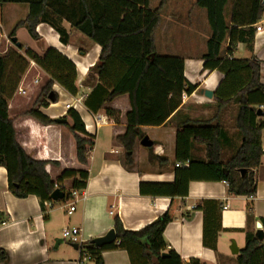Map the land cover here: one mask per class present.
Masks as SVG:
<instances>
[{"label": "trees", "instance_id": "obj_1", "mask_svg": "<svg viewBox=\"0 0 264 264\" xmlns=\"http://www.w3.org/2000/svg\"><path fill=\"white\" fill-rule=\"evenodd\" d=\"M166 1L161 0L157 8L151 9L150 0H0V7L11 3L27 4L29 7L25 19L9 33V39L16 36L19 26H24L30 36L38 40L40 35L37 28L44 23L59 34L64 44H68L70 33L64 25L68 23L72 30L101 46L100 58L90 72V77L98 81L86 105L97 113L116 97L129 95L132 109L126 115L128 125L125 133L118 136L128 165L133 164L137 139L144 136L141 126L164 124L180 108L183 94L192 93L198 87L185 77L184 58L160 55L156 51L154 35ZM229 2L196 0V4L206 10L211 30L207 50L201 58L203 69L218 71L224 76L214 91L213 99L218 113L233 102L238 106L235 126L243 138L240 147L227 161H223L222 142L227 137L222 124L187 121L180 126L176 160L180 165L188 162V166L177 168L172 183L140 184L142 195L170 197L169 208L139 230L125 229L120 218L116 217L113 228L117 235L115 242L103 247L89 248L87 244L81 247L82 251L92 255L97 264L103 261V251L115 248L126 250L131 264H207L193 257L184 261L170 248L164 237L167 225L176 217L179 198L188 196L190 182L226 181L230 194H256L254 170L261 165L264 153V118L258 115V110L264 106V75L262 61L253 52L257 24L264 18V0H233L231 18L227 20L225 10ZM239 44H243L252 55L247 58L235 57ZM25 56L18 51L0 54V166L8 171L9 189L13 195L19 198L36 195L42 203L53 202L51 194L56 188H61L70 196L72 190L85 189L89 172L65 170L61 177L54 180L47 171L50 161L34 159L27 154L16 140L14 119L9 114L8 99L17 89L19 81H14L13 85H9V81L11 77L14 78L13 75L24 72L30 61L35 62L46 74L47 80L26 114L44 124H57L56 119L42 113L40 108L58 102L55 84L71 95H77L78 70L70 58L51 46L42 54L27 48ZM106 113L114 120H120V110L107 107ZM68 117L72 120L70 129L75 134L77 159L87 165L94 137L87 133L76 110L69 109ZM193 141L205 146L206 161L192 159ZM67 178L73 179L70 190L61 186ZM252 209L253 201L249 203L250 213ZM7 217L0 211V225ZM262 223L264 225V219ZM204 243L208 245L207 240ZM165 252L168 256L164 257L162 254ZM7 259L6 250L0 248V262ZM237 263L264 264V240L259 239L255 232H247L246 245L237 256Z\"/></svg>", "mask_w": 264, "mask_h": 264}, {"label": "crops", "instance_id": "obj_2", "mask_svg": "<svg viewBox=\"0 0 264 264\" xmlns=\"http://www.w3.org/2000/svg\"><path fill=\"white\" fill-rule=\"evenodd\" d=\"M189 5L165 4L162 9L166 7V17L163 20L161 16L154 39L157 53L158 41L167 52L158 54L184 58L185 77L198 87L192 93L183 94L180 108L164 124L141 126L142 134L153 141V146H142L143 137L138 138L132 165L126 163L124 147L118 140V136L126 131V115L132 109L129 95L116 97L97 113L86 105L98 81L90 77V72L100 58L101 46L87 42L86 36L72 30L68 23L64 24L70 33L68 44L60 40L59 34L51 26L44 23L38 26L40 39L34 40L42 42L41 50H33L42 54L51 46L70 58L77 66L79 91L77 95H71L55 84L58 103L51 102L40 110L51 119L67 117L68 123L44 124L26 113L33 107L39 94L34 93L33 87L38 79L33 73H42L44 78L46 74L36 63H32L24 72L13 75L9 85L17 80L19 84L8 100L16 140L34 159L50 161L47 171L52 179L57 180L65 170H87L89 177L86 188L78 191V196H74L72 192L76 190H72L68 198L42 203L36 195L25 198L13 195L9 189L8 171L0 166V211L8 216L0 225V248L6 250L8 259L0 264H79L83 257L81 247L113 229L116 217L120 218L127 230H139L154 221L169 208L171 198L142 195L140 184L172 183L177 168L188 166L185 163L178 166L176 160L177 134L180 126L187 121H210L224 126L227 139L222 142L223 161H227L240 147L243 138L235 126L238 106L233 102L218 113L213 97L205 95V90L215 91L224 76L218 71L204 70L201 59L204 53H199L188 41L195 33H199L201 38L204 36L200 31L201 22L205 23L207 31L209 29L204 39L206 45L211 34L206 10L197 8V4ZM232 6L228 4L226 7L227 20L231 18ZM257 31L253 54L262 61L264 75V18L257 24ZM7 42L3 52L13 45L12 39ZM15 47L25 56L27 48L20 49L16 44ZM243 47V44H239L235 57L247 58L252 55L249 52L250 55L245 56ZM226 49L227 45L224 56ZM19 87L27 93L20 94ZM67 103L74 106L72 109L80 115L87 133L94 137L87 165L77 159L75 134L70 129L72 120L68 117ZM107 107L120 110L119 121L108 116ZM262 136L264 150V130ZM191 156L193 160L206 161L205 146L193 141ZM254 172L257 191L253 196L230 194L226 181H191L188 196L179 198L176 217L164 231L170 248L184 261L193 257L207 264H238L237 256L246 245L247 232L257 233L258 223L264 219V153L261 165ZM72 184L73 179L67 178L61 186L70 190ZM252 201L250 213L249 203ZM195 205L197 208H192ZM71 206L75 207V211L69 214ZM65 228H77L80 233L75 239H66L63 237ZM261 229L264 232L263 223ZM204 240L208 241V245ZM233 242L239 250L237 254L231 250ZM102 258L101 264H131L128 252L121 248L103 251ZM84 264L97 263L93 258L85 260Z\"/></svg>", "mask_w": 264, "mask_h": 264}, {"label": "rangeland", "instance_id": "obj_3", "mask_svg": "<svg viewBox=\"0 0 264 264\" xmlns=\"http://www.w3.org/2000/svg\"><path fill=\"white\" fill-rule=\"evenodd\" d=\"M160 2H161V0H150V8L151 9L157 8L159 6ZM165 4H188V6H190L189 4H196V0H167ZM232 4H233V0H230L229 6H231ZM196 7L200 8L197 5H196ZM28 11H29V7L27 4H13V3H11V4H6L2 7H0V24L2 25V29L0 31V54L6 55L9 52L17 51L15 44L12 43L13 45L10 48H7V50L5 52H3L6 49V45L8 44L7 40H10L8 38L9 33L14 29V27L20 21L25 19ZM166 11H167L166 7L164 9H162V11H161V16H162L163 20L166 17ZM200 27H201L200 31L204 34V36H202V38H201V35L199 33H195L191 38H189L188 41H190V43L193 44V46L195 47V50H198L199 53L203 54L207 50V45H206V42H204V39H205V34H206V32L209 31V29L207 31L206 25L204 22L200 23ZM15 37L17 38L18 43H20V45L23 46V49L30 47L36 51L41 50L40 44H42V42H40V41L36 42L30 36L27 28H25L24 26L18 27ZM86 41L90 42V44L93 43V41H91L88 38L86 39ZM157 43H158L157 44L158 53H160V54L167 53L165 50V47L162 46L159 41ZM93 44H95V43H93ZM243 48L245 50V51H243L244 55L249 56L250 55L249 51L245 48V46ZM197 55H199V54H197ZM241 55H243V54H241ZM34 64H35V62H34ZM29 65H32V62L31 63L29 62ZM33 75H35L39 81L35 85V88L33 87L34 93H35V95H37L39 93L41 87L43 86V84L46 82L47 77L44 78L43 74L42 73L38 74V72L36 74L33 73ZM233 105L236 106V103L234 102ZM260 108L264 111V107H260ZM262 118H264V117H261V119Z\"/></svg>", "mask_w": 264, "mask_h": 264}, {"label": "water", "instance_id": "obj_4", "mask_svg": "<svg viewBox=\"0 0 264 264\" xmlns=\"http://www.w3.org/2000/svg\"><path fill=\"white\" fill-rule=\"evenodd\" d=\"M12 42L15 43L17 45V47L21 46L20 43H18V40H17L16 37L12 38ZM205 95L208 98H212L213 95H214V91L205 90ZM52 101H54L53 98H52ZM258 115L263 117L264 112L262 111V109L258 110ZM66 121H67L66 118H57L56 119V122L59 123V124L65 123ZM141 145L144 146V147H151V146H153V141L147 135H145L141 139ZM243 171H246V170L243 169ZM68 197H69V195L66 194L64 191H62L61 188H56L51 194V199L54 200V201H58V200L65 199V198H68ZM258 227H259V229H258L256 235H257V237L259 239L263 240L264 239V232L261 229L262 223L259 222L258 223ZM116 240H117L116 232H115L114 229H111L104 236L98 237V238H95V239L91 240L90 243L87 245V247H89V248H92V247H103L105 245H109V244L115 242ZM231 250H232L233 253H236V254L239 253V250H238L235 242H233ZM162 255L165 257V256H168V253L165 252Z\"/></svg>", "mask_w": 264, "mask_h": 264}, {"label": "built area", "instance_id": "obj_5", "mask_svg": "<svg viewBox=\"0 0 264 264\" xmlns=\"http://www.w3.org/2000/svg\"><path fill=\"white\" fill-rule=\"evenodd\" d=\"M1 29H2V25L0 24V31H1ZM31 62L34 64L33 61H31ZM38 82L39 81L36 80V83H38ZM18 92L20 94H22V95H25L27 93L26 90L24 88H22V87L18 88ZM77 101L80 102V99H78ZM73 107L74 106L72 104H70V103L66 104V109L67 110H69V109H71ZM179 165L180 164L178 163V166ZM184 165H188V162H186ZM72 194L74 196H78L79 193H78V191H73ZM83 197H84V195H83ZM192 208H197V206L196 205L192 206ZM74 211H75V207L71 206L70 210H68V213L72 214ZM79 233H80V230L77 229V228H65L64 231H63V237L66 238V239H75V237L78 236ZM82 255H83V257H82V260H80L79 264H84L85 260L93 259L92 255H90L89 253H86L84 251H82Z\"/></svg>", "mask_w": 264, "mask_h": 264}]
</instances>
